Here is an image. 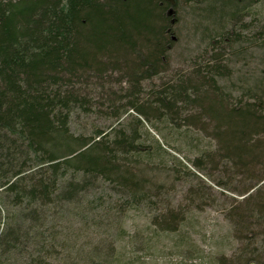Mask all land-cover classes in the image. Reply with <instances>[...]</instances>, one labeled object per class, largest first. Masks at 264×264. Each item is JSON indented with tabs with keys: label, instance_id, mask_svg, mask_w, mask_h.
Instances as JSON below:
<instances>
[{
	"label": "trees",
	"instance_id": "16d2710c",
	"mask_svg": "<svg viewBox=\"0 0 264 264\" xmlns=\"http://www.w3.org/2000/svg\"><path fill=\"white\" fill-rule=\"evenodd\" d=\"M253 1L147 0L155 14L146 24L129 12L139 0H0V264H121L114 246L85 255L59 241L54 222L92 210L83 204L98 181L116 185L132 206L159 190L137 171L147 150L122 129L74 135L73 116L87 110L84 82L108 67L129 81L135 107L140 81L164 75L183 34L207 41L211 60L190 78L162 82L155 102L168 110L179 103L206 108L225 157L237 166L264 158V72L239 88L223 64L226 50L241 41L225 24ZM234 91L242 99L228 108ZM254 207L239 218L262 219L264 198ZM179 222L153 224L167 233Z\"/></svg>",
	"mask_w": 264,
	"mask_h": 264
},
{
	"label": "rangeland",
	"instance_id": "374dc122",
	"mask_svg": "<svg viewBox=\"0 0 264 264\" xmlns=\"http://www.w3.org/2000/svg\"><path fill=\"white\" fill-rule=\"evenodd\" d=\"M146 1L139 0L138 8L131 7L129 12L138 22L151 24L155 13ZM243 8L224 28L231 39L241 40L232 43L223 61L232 69L231 83H239V88L247 76L264 72V0ZM183 35L169 54L164 75L140 81L135 107L129 98L130 83L120 72L108 67L101 77L91 74L82 85L87 110L75 113L71 126L77 136L99 130L108 134L112 129L134 133L147 150L137 171L144 170L159 190L149 191L146 200L132 206L116 185L98 181L83 204L92 210L77 211L78 219L57 217V236L85 255L98 248L109 252L114 246L121 264H246L251 259L264 264V217L244 222L239 218L264 198V181L258 184L264 176V158L246 168L237 166L225 157L217 124L206 108L179 103L171 110L163 109L152 95L162 82L190 78L210 62L207 41ZM239 48L243 56L234 57ZM240 99L242 94L234 91L228 108ZM242 102L252 101L243 98ZM251 195L254 198L248 201ZM171 217L180 219L174 232L161 233L153 224L155 219L169 222Z\"/></svg>",
	"mask_w": 264,
	"mask_h": 264
}]
</instances>
